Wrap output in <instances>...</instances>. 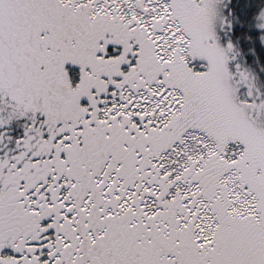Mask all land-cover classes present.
Wrapping results in <instances>:
<instances>
[{
  "label": "snow or ice",
  "instance_id": "snow-or-ice-1",
  "mask_svg": "<svg viewBox=\"0 0 264 264\" xmlns=\"http://www.w3.org/2000/svg\"><path fill=\"white\" fill-rule=\"evenodd\" d=\"M218 3L0 0V264H264V96Z\"/></svg>",
  "mask_w": 264,
  "mask_h": 264
},
{
  "label": "trees",
  "instance_id": "trees-1",
  "mask_svg": "<svg viewBox=\"0 0 264 264\" xmlns=\"http://www.w3.org/2000/svg\"><path fill=\"white\" fill-rule=\"evenodd\" d=\"M259 0H219L217 8L222 13H227L226 19L232 20L231 30L216 25V33L221 44L231 40L234 49L229 53L228 66L233 70L235 65L247 71L255 87L264 96V45L258 37L259 30L254 27L253 17ZM240 90L246 94V86L239 85Z\"/></svg>",
  "mask_w": 264,
  "mask_h": 264
},
{
  "label": "rangeland",
  "instance_id": "rangeland-1",
  "mask_svg": "<svg viewBox=\"0 0 264 264\" xmlns=\"http://www.w3.org/2000/svg\"><path fill=\"white\" fill-rule=\"evenodd\" d=\"M264 45V43H262ZM240 87L238 85L237 91H238V95L243 96L244 95V91H239Z\"/></svg>",
  "mask_w": 264,
  "mask_h": 264
}]
</instances>
